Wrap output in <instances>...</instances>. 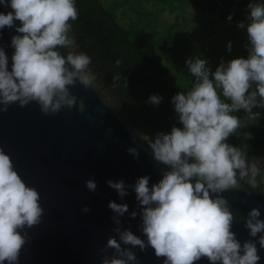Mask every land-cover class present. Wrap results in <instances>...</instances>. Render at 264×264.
<instances>
[{
	"label": "clouds",
	"instance_id": "9594fccd",
	"mask_svg": "<svg viewBox=\"0 0 264 264\" xmlns=\"http://www.w3.org/2000/svg\"><path fill=\"white\" fill-rule=\"evenodd\" d=\"M0 6L11 9L0 13V30L14 28L17 33L11 38L10 69L9 58L0 47V113H6L12 104L26 107L35 102L45 116H54L65 107L83 114L84 101H78L70 89L77 84L86 91L99 88L91 57L79 50L73 32L71 22L79 14L75 0H0ZM247 10L246 22L237 24L247 32V58L222 60L215 71L199 55L186 60L193 77L190 87L171 99L181 126L154 137L138 133L154 161L167 169L159 182L149 187V176L139 177L132 185L107 181L121 199L129 189L134 191L139 212L129 213L126 203L109 202L115 235L101 253L109 249L113 253L102 255L101 264H137L132 251L137 247L141 252L152 248L157 258H164L163 264H197L202 258L209 264H259L257 244L264 249L259 208H252L244 217L249 236L259 234V239L242 243L232 230L236 217L223 196L245 186L251 190L247 195L264 192L260 160L249 157L247 144L228 143L232 136L252 139L251 133L239 130L259 121L261 114L254 109H264V3L250 0ZM227 19L230 22L232 16ZM16 21L20 26H15ZM231 49L229 42L227 50ZM120 79L115 76L113 83ZM161 101L154 94L147 103L157 106ZM241 110L242 117L237 115ZM127 152L139 158L136 147ZM85 187L95 192L97 184L88 179ZM40 199L36 188L25 183L11 157L0 148V264H18L29 239L24 229L41 223ZM82 212L88 213L90 208L84 205ZM126 213L132 219L139 215L138 228L146 240L123 229L120 218Z\"/></svg>",
	"mask_w": 264,
	"mask_h": 264
},
{
	"label": "water",
	"instance_id": "95a60500",
	"mask_svg": "<svg viewBox=\"0 0 264 264\" xmlns=\"http://www.w3.org/2000/svg\"><path fill=\"white\" fill-rule=\"evenodd\" d=\"M9 11L10 7L0 6V13ZM15 26H20L19 21ZM14 35H17L14 28L0 30V47L9 58V69ZM61 51L66 55V50ZM97 84L99 89L86 91L79 84L70 89L78 101H84L83 114L77 108L69 111L65 107L54 116H45L35 102L26 107L12 104L6 113H0V148L11 157L25 183L39 192L44 210L39 225L24 229L29 239L18 264H101L102 255L113 253L111 249L101 253L107 240L115 235L111 231L115 225L109 202L126 203L129 213L139 212L134 191L129 189L128 195L121 199L107 181L123 180L126 185H132L139 177L149 176L151 187L162 178V171L167 170L154 161L138 134L154 137L157 132L131 118L129 109H123L117 102L109 81ZM130 147L138 149V159L127 152ZM249 157L259 159L264 168V151ZM88 179L95 180V192L85 187ZM250 191L245 186L242 191L223 193L236 217L232 230L242 243L259 239V234L250 237L244 227L247 213L258 207L260 219L264 220V192L257 190L247 195ZM84 205L90 212H82ZM129 213L120 218L123 229H130L146 240L138 228L139 215L132 219ZM257 248L259 264H264V249L259 244ZM132 251L137 255V264H163L164 258H157L150 247L144 252L138 247ZM197 264H209V261L202 258Z\"/></svg>",
	"mask_w": 264,
	"mask_h": 264
},
{
	"label": "trees",
	"instance_id": "16d2710c",
	"mask_svg": "<svg viewBox=\"0 0 264 264\" xmlns=\"http://www.w3.org/2000/svg\"><path fill=\"white\" fill-rule=\"evenodd\" d=\"M75 2L79 14L78 19L71 22L73 32L79 40L81 51L91 57L94 72L110 80L108 86L112 88L123 109H129L132 119L144 123L154 133H168L171 127L181 126L171 99L190 87V83L181 82V79H186L182 68L186 64L173 71L154 54L148 39H153L156 49L165 53L170 49V41L177 42L176 35L182 26L180 23L167 25L158 22V13L146 9L145 5H161L162 10L167 9L170 14L179 15L182 22L186 21L185 24L193 18L191 16L189 19L186 11L188 8L191 15H199L201 20L210 25L221 21L237 27L239 22H246L250 0H109L107 4L103 0ZM254 2L264 3V0ZM129 12L134 16H128ZM230 15L232 20L229 22L227 18ZM168 36L171 40L167 39ZM241 57L247 58L245 46ZM117 60L121 61L119 65L116 64ZM117 75L121 79L113 83ZM154 94L162 97L157 106L147 103ZM254 111L260 112L259 121L239 130L241 133H251L252 139H244L241 135L239 138L232 136L228 140L233 146L247 144L249 156L264 151V109L257 108ZM237 115L242 117L244 113L241 110Z\"/></svg>",
	"mask_w": 264,
	"mask_h": 264
},
{
	"label": "rangeland",
	"instance_id": "374dc122",
	"mask_svg": "<svg viewBox=\"0 0 264 264\" xmlns=\"http://www.w3.org/2000/svg\"><path fill=\"white\" fill-rule=\"evenodd\" d=\"M103 1L107 4L109 0ZM145 6L146 9L158 13V22L167 25L180 23L182 26L177 33L178 35H176L177 42L173 40L170 41V49L166 52L164 51L165 53L156 49L153 39H148V43L153 46L152 51L154 54L160 57L162 63L169 65L173 71H177L186 60L193 57V55H198L202 49L199 56L206 59L208 63L210 62L208 67H210L212 71H215V68L219 66L222 60L228 62L232 59L240 58L241 51L246 45L247 40V32L245 29L229 26L221 21H217L213 25H210L208 22L201 20L199 15H191L192 12L188 8H186V11L189 19L191 16L193 18L190 23L185 24L186 21L182 22L179 15L170 14L167 9L162 10L161 5L152 6L151 4H146ZM128 16L134 15L129 12ZM183 24L185 25L183 26ZM169 36L167 39L171 40ZM229 42H231L232 45L231 52L227 50ZM163 43L164 45L167 44L166 41ZM145 46H148L147 42ZM182 68L186 79H181V82L188 84L192 80V76L188 72L186 65ZM102 82V78L97 76V83L100 84Z\"/></svg>",
	"mask_w": 264,
	"mask_h": 264
},
{
	"label": "flooded vegetation",
	"instance_id": "af4514ba",
	"mask_svg": "<svg viewBox=\"0 0 264 264\" xmlns=\"http://www.w3.org/2000/svg\"><path fill=\"white\" fill-rule=\"evenodd\" d=\"M91 68H92L93 71H95V69H94L93 66H91ZM96 75L99 76V77H101L103 81H107V80H108V79H106L104 76H102V75H100V74H98V73H96ZM108 81L110 82V80H108ZM117 102H118V100H117ZM118 103H120V102H118ZM120 104H121V103H120ZM121 105H122V104H121ZM124 109H125V108H124ZM135 120H137V119H135ZM138 121H139V120H138ZM139 123H141V122L139 121Z\"/></svg>",
	"mask_w": 264,
	"mask_h": 264
}]
</instances>
